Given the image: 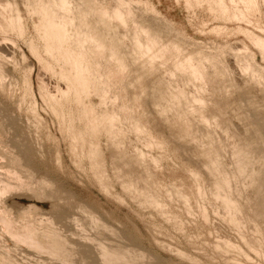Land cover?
I'll use <instances>...</instances> for the list:
<instances>
[{
	"label": "rangeland",
	"instance_id": "obj_1",
	"mask_svg": "<svg viewBox=\"0 0 264 264\" xmlns=\"http://www.w3.org/2000/svg\"><path fill=\"white\" fill-rule=\"evenodd\" d=\"M26 1L0 0V121L6 129L0 139L32 174L17 181L10 167H1L0 175L13 185L2 192L0 207L33 220L48 217L69 243L58 255L74 264H104L94 241L143 252L142 264H264V57L240 30L264 37V0H223L229 13L239 7L247 20L224 15L219 0H89L91 8L101 3L114 9L109 32L116 46L106 43L109 56L106 44L84 42L91 49V69L112 81L108 96L102 91L106 83L93 80L79 99L69 88L70 69L39 32L40 13ZM68 1L58 7L56 0H43L44 12L54 18L63 13L79 30L98 23L85 7L88 0ZM82 7L86 18L77 9ZM20 16L18 31L12 25ZM143 23L162 41L179 44L181 56L193 55L200 73L193 77L188 68L173 70L170 61L149 60L134 42L137 36L152 44L155 34L145 35ZM75 38L69 40L71 48ZM254 70L262 76H254ZM66 88L68 93L61 94ZM193 95L201 96L202 104ZM81 103L98 115H113L112 128L122 145L108 139L105 126L91 136L80 116ZM194 103L209 122L188 108ZM91 143L98 149L93 151ZM210 155L229 176L228 191L216 189L219 177L210 170ZM148 170L165 205L141 201L140 187L154 188L141 177L149 176ZM123 179H130L132 187H125ZM169 186L187 197L190 211L168 193ZM223 194L239 204L244 218L237 226L230 223L237 211L229 209ZM91 216L106 228L91 226ZM255 225L260 231L254 232ZM0 239L2 249L13 246L4 232ZM15 248V264L45 258L60 264L45 252L24 250L27 255Z\"/></svg>",
	"mask_w": 264,
	"mask_h": 264
},
{
	"label": "bare ground",
	"instance_id": "obj_2",
	"mask_svg": "<svg viewBox=\"0 0 264 264\" xmlns=\"http://www.w3.org/2000/svg\"><path fill=\"white\" fill-rule=\"evenodd\" d=\"M219 1H220L221 5H222V11H223L224 15H226V16H232L234 19H237V20H247L245 14L242 13V11H241V9L239 7H231V13H229L230 7H228L226 5V2H224L223 0H219ZM229 1L232 2V3H236L237 2V0H229ZM68 2H69L68 0H56V2H55L56 4L55 5H57L58 7H62V6H64ZM130 10L131 9H129V12H128L129 14L132 13V11H130ZM116 16L118 18H121L122 21H124V15H123V13H122L121 10H118L116 12ZM143 30H144L143 33L145 35H148L150 32H153V34H155V36H153L151 39H149V41H151L152 44H149L148 42L143 43V41L140 38H138L137 36L135 37L134 42H135L136 46H138L139 48H141L143 50L144 55L149 60H151L152 62L154 60L155 61L158 60V61H160L159 63H161V62L163 63L164 61H170V63L172 64L173 70L174 69L176 70V69L181 68V67L188 68V72H190L193 77L196 76V75H198L200 73V71H201L200 70V67H199L198 63H196L195 59L192 57L193 55L190 56V55H187V53H186V54H183V56H181L180 51H182L184 49L183 48L181 49V47H180L179 44L174 43L173 41H172V43L171 42H164V41H162L160 39L159 32L156 31V30L153 31L152 26L149 25V24L143 23ZM240 30L243 31L250 38V40L252 41V43H254V45L257 46L260 49L261 54L264 57V37H262V36H260V35H258L256 33H254V32H252L250 30H247V29H240ZM115 36H118L122 40L125 37L124 35L119 36V34H117ZM108 37H109V39H108ZM108 37H107V39L109 40V43H110L111 47L112 46H116V38L115 37H111V36H108ZM245 62H244V64H245ZM248 63H250V60L248 61ZM150 64L152 65L153 63H150ZM251 64L252 63H250L248 65L250 66ZM245 65L247 66V64H245ZM249 66H247V67L250 68V67L253 66V64L250 67ZM253 67H252V69H253ZM244 68H245V66H244ZM248 68H245V70L248 69ZM203 69H204V67H203ZM163 71H165V70H163ZM257 71H259V70H257ZM257 71H255V70L253 71V72H255V73H253V75L256 76V77H258V76L261 75ZM261 72L264 73V68H263V70H261ZM253 75H251V76H253ZM171 76H173V75H171ZM252 79L255 80L254 78H252ZM194 80H195V78H194ZM180 82H181V80H180ZM180 85H181V83H180ZM196 94H198V93H196ZM193 96H192L193 98L196 97L195 95H193ZM197 96H199V94ZM200 97H199V99H198V97H197V99L195 98V100L198 101L199 103L202 102V99ZM116 100H117V98H116ZM188 108L190 110L194 111V112H198L199 113V117L201 118V120L207 122L210 119L208 117L209 115L206 114V112L204 111V109L203 110L200 109L197 106L196 103L189 104V107ZM103 113H104V115H103L104 116V120H105L106 124L108 125V128L105 130V131H107V134L106 135H107L108 139H110L112 142H116L118 145H120V144L122 145V140L119 141V139H120L119 135L120 134L119 133L116 134L113 131L114 128H112V127H114V124H113V115L112 114H109L108 111H103ZM198 113H197V115H198ZM194 118H196V117H194ZM213 121H216L217 122V120L215 118H214ZM101 126H104L103 122L98 121V128H100ZM0 131H2L3 133H6L5 126L3 125V123L1 121H0ZM230 131H231V129H230ZM228 132L229 131H227L226 133H228ZM232 134L230 133V135H232ZM217 135L218 134L216 133V136ZM217 140H218V138H217ZM234 140H233V142H234ZM209 141H211V140H209ZM233 145H236V144L234 143ZM6 146H7L6 141L0 139V170H1V167H5V168L6 167H10V170H11L12 175L15 178V180L17 179V181H18L21 178L22 179L23 178L27 179L32 174V172H30L27 169V167H24L22 165H19L18 162H17L19 160L18 159L19 157L14 155V150L12 148H11V150H9V149H7ZM118 147H120V146H118ZM96 149H98V148H96ZM213 155H215V154H213ZM213 155L212 156L210 155V162L212 164L210 170L216 171L215 173L219 177V179L216 182L214 181V183H215L214 185H215L216 189L219 192H225L226 189L228 191L230 187H229V184H228L229 182H228L227 177H229V176H226L225 173H224V171H222V169L218 168L219 166L216 164V156H213ZM152 160L154 161L155 158L152 157ZM12 162H14V164H12ZM2 170H4V169H2ZM207 170H208V168H207ZM1 172L2 171H0V173ZM147 172L150 173L149 176H144V177L141 176V177L144 178V179H147L148 181H150L148 183L153 184L154 185V188H150L148 190V189L145 188V186H144L145 184L142 185L143 187H140V189H139V196L141 197V201H143L144 203L151 204V205H153L155 207H158V206L160 207L162 205H165L164 203H166V202H165L164 198L157 192V189L155 187V181L153 180V177L151 176V171L148 170ZM225 172H226V170H225ZM10 176L11 175H9V177ZM231 177H232V175H231ZM123 181H124V179H123ZM49 183H50V181H49ZM12 185L13 184H11L9 182V180L4 179V175L3 176L0 175V196H1V194H2V192L4 190L10 188ZM123 185H125V187H127V188H131L132 185H133V182L130 179H126L124 181ZM170 192L171 193L174 192L176 198L179 199V200H181V201H183V203L185 204L186 210H189L190 211L191 205L189 204V201H188L187 197L181 191L175 189L173 186H169L168 187V193H170ZM199 192L201 193V189H199ZM226 194H223V195H226ZM225 201L227 202L229 209H232L231 207H234L236 209V211H237V214H235L232 218H230V223L237 226L238 224L241 223L242 219L244 218L243 217V214H241L242 211H241L240 207L238 206L239 204H237L231 198L227 197V195L225 196ZM0 202H1V200H0ZM1 208L2 207H0V229H2L3 232L6 234V237L9 238V241L10 240L12 241V242L10 241L11 243H13L12 244L13 246L10 245L12 248L17 247V250H18V248L20 249L19 251L23 250V252L21 251L23 254L26 253V252H24V250H26V251H28L30 253H31V251L45 252V254H48L49 256H51V257L59 260V263L60 264H74L73 262L67 261L65 259V257H61V256L58 255V253H57L58 249H60V247H62L64 245H67L69 243L66 241L65 238H63V236H62L61 232L58 230V228H56V226L54 224H51L50 223V220H49L48 217H43V218L38 217L37 219L34 218L35 220H33L32 218H29L28 216L20 215L19 212H18L19 214L18 213L15 214L14 211H12L13 209L11 210L12 207L11 208H8L9 210H11L10 212H8L4 208H2V209ZM202 210L205 211L206 210L205 207H202ZM36 216L37 215H35V217ZM89 221H90V225L93 226V227H100V226H102V227L106 228V226H107V225L104 226L103 224L98 223L95 220L94 216H91L90 219H89ZM109 227H111V226L109 225ZM179 227L181 228L182 227V224H179ZM255 231H260V228L257 225L254 226V232ZM3 232H1V233L3 234ZM0 241L2 243L3 240L0 239ZM6 242H3V243H6ZM91 244H94L95 245V248L97 250L98 256L102 259V261H103L104 264H142L141 261H140V259H142V257L144 256L143 252H137L134 249L127 248V247H124L122 245L108 244V243H105L103 241H94V242H91ZM4 245H8V244L6 243ZM0 246H3V244H0ZM7 247L5 246V248H7ZM11 247H10L9 250H8V248L7 249H2L0 247V264H15V260H14L15 258L13 259V255H11V253L13 254V251H15L16 248H15V250L13 249V251H12L11 250L12 249ZM72 251H74V250H72ZM30 253H28V254H30ZM180 255H182V254H180ZM29 256H31V255H29ZM32 258H35L36 259L37 257L35 256V257H32ZM53 258H51V259H53ZM45 259H46V261L43 260V259L37 261V264H49V263H47L48 262L47 259L48 260H50V259L49 258H45ZM143 259H146V258L143 257ZM33 263L35 264V261Z\"/></svg>",
	"mask_w": 264,
	"mask_h": 264
},
{
	"label": "crops",
	"instance_id": "obj_3",
	"mask_svg": "<svg viewBox=\"0 0 264 264\" xmlns=\"http://www.w3.org/2000/svg\"><path fill=\"white\" fill-rule=\"evenodd\" d=\"M80 2L83 3V0H77L78 4H80ZM86 2L89 3V0ZM29 3V0L25 2V4L28 5L33 11H37L40 13L39 32L45 40L51 42L49 50L53 52L54 56L59 57L64 62L66 69H70L69 73L71 74V78H69V81L71 83V86L69 88L74 91L75 98H82L83 93L87 92L90 86V82L93 80H103V82L106 83V87L102 88V91L103 93H105V96H108L107 92L111 86L112 80L108 76H103V78H100L97 73H94L93 68L91 69V49L87 48L84 42H90V40H92L96 44L109 43L107 37H112L113 35V32H108L110 31L109 28L111 23L109 22V20L113 17L114 9L112 11H108L106 7L101 3L98 8L94 9L89 6V3L85 7L87 8V10H89V12L94 14L98 23L94 24L87 30H79L78 28L74 27V24L68 23V21L64 18V15H62L63 13L55 18L49 14H46L44 11L47 8L43 0H40V2L35 5L33 3ZM18 9L16 6V10ZM77 9L81 13V17L84 16L86 18V15L83 13L84 7ZM100 14L103 15L102 20H98ZM20 21L21 16L19 18L15 17L14 25H12V28L17 29L18 31L21 30ZM71 22L74 23V18ZM70 28L73 29L70 30ZM85 34L88 35L86 39L80 38L82 35ZM74 36H77L78 38H75V46L71 48L69 45V40H71V38ZM54 44L56 45V47L54 46ZM109 45L107 47L106 44V51L109 56H112L111 52L109 51ZM33 49L36 51V48ZM69 88H66L61 91V94L66 95L68 93ZM110 96L112 97V95ZM81 106L82 113L80 116L84 119V124L89 129L91 136H93L92 133H94L95 130L98 128V121L103 122L106 129L108 128V125L105 123L104 116L102 114L98 115L95 110L88 109L87 104L85 103H81ZM91 145L93 146V151H95V147L98 148L96 145H93V143H91Z\"/></svg>",
	"mask_w": 264,
	"mask_h": 264
}]
</instances>
